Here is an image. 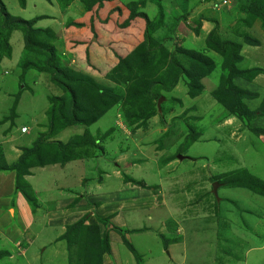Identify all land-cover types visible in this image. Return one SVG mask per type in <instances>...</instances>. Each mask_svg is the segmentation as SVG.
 <instances>
[{"label": "rangeland", "instance_id": "1", "mask_svg": "<svg viewBox=\"0 0 264 264\" xmlns=\"http://www.w3.org/2000/svg\"><path fill=\"white\" fill-rule=\"evenodd\" d=\"M1 1L8 9L7 11L12 14L21 11L26 19L40 17L44 14V12L36 9V5L40 0H26V6L23 9L19 8L17 0ZM70 1L66 0L62 3V6H65L59 7L62 13L65 12V8L68 7L67 4ZM153 1L120 0V5L136 2L138 3V12L145 13L149 20H155L158 17V6ZM179 1H161L160 5L164 12L163 24L153 35L158 42L167 40L164 47L169 52L173 51L176 46H186L185 41L188 40L185 39V36L188 32L189 35L196 34L194 27L198 24V20L206 18V20L212 22L214 19L219 21L224 19V24H226L225 21L229 19L227 14L233 16L239 14L233 0H187L186 12L180 8ZM184 12L186 18L174 26L176 17L181 16ZM51 15L53 16V14ZM55 17L54 19L58 20L56 27L57 24L61 25L60 30L56 32V36L59 38L61 35L59 31L66 33L68 31L66 26L71 20L67 18L68 16L61 17L59 15ZM50 25L47 21L39 26L44 28L53 26ZM114 28L113 23H111L103 29H106L104 31L110 30L111 35H114L116 32H113ZM127 30H121L122 33L119 36L117 35L118 45L113 46L114 44H110L107 46L106 53L110 56V62L101 64L102 53H99L94 62L100 70L99 73L96 76L87 74L100 86L113 90L116 88L121 89L125 100L128 87L136 79L138 72L134 70L125 76H118L120 74H117V71L114 72L113 68L116 65V56L125 57L133 50L131 44L127 48L126 45L120 42V39L125 37L130 39L131 34ZM20 31L15 30L11 34L9 41L11 56L9 58L3 57L0 61V130L2 134L4 133L2 136L5 138L11 134L10 131L13 129L20 130L22 125L27 128L26 130L32 129V135L35 136L42 133L41 130L44 132L48 123L46 114L50 106L48 99L61 94L57 87L50 83L49 74L45 72L40 74L35 70H31L27 73L25 81L19 80L21 75L19 66L23 50V38ZM86 35V32L81 33L77 30H70L69 35L67 34L65 37V45L67 46H59L58 48L61 67L64 69L73 67L77 70L78 60L74 56L79 55L71 52V39ZM111 35L110 37H113ZM257 36L254 35L258 38ZM68 37L70 40H68ZM61 43H63L62 40ZM179 90L178 92L182 93L183 88H179ZM163 95L167 98L181 100L179 97L172 95L171 92H166ZM15 99H18V103L14 109ZM177 105L166 103L165 107H171V111L163 118L160 117L159 112L144 123L139 121L134 124L129 123L125 117L126 113L131 114L133 112L130 105L122 104L121 101L110 107L88 128L89 133L96 139L99 149L90 152L88 163H86L88 165L87 176L89 181L84 185L88 186L93 181V184L96 185L95 193L98 192L97 186L102 187L105 185L106 188L111 186L116 189L113 183L115 181H109L107 178V175L110 174L109 170L119 171V180L123 184L132 180L133 182L126 183L130 184L128 189L137 188L142 191L139 194L141 193L147 199L143 204L147 205L146 209L144 212L125 213L119 220L117 217L112 218L113 225L111 224V227L117 228L125 225L127 218L130 221H127L128 225L126 226H146L144 229L137 231L136 240L133 239L136 241L134 245H144L140 238L146 239L143 242L148 243L150 241L153 243L154 250L151 248L153 254L156 249L154 244L165 247L164 240L170 242L168 232L172 230V221L174 219L178 220L180 231H173L175 233L170 236H173L172 238L176 236L178 239L183 240L185 242L182 244L183 247L179 248V243L172 245L170 255L167 253L168 250H165L159 255V258L152 260L151 264H166L167 262V264H264V198L245 188L223 187L219 184V181L226 175H231L240 170H246L251 176L264 182V150L260 148L261 145L254 135L259 130H256L252 125L257 116H264V112L257 109L251 111L252 114L254 113L252 115L249 111L244 116L236 115L237 121L235 123H225L224 120L228 110L224 107L226 112L220 117L217 118L214 115L216 112H214L201 125V116V118L196 117L197 119L193 117L196 121L192 120L185 123L190 116L182 115L183 110L180 111ZM180 105L182 106V104ZM205 106H208V103ZM136 108L137 106H135ZM159 108L160 105L157 106L158 111ZM211 111L210 107V111L201 110L195 115L205 114L207 116ZM228 116L230 115L228 114ZM191 126L194 127V132L199 135L198 140L195 142H188L185 139L188 133L187 129ZM73 128L76 131L73 129L70 132L69 136H72L70 139L76 135H81L84 130L82 126ZM5 131H8V134ZM173 131L177 133L172 135ZM59 132L54 134L53 138H59L61 135ZM64 137L63 141H66L67 135ZM182 146L183 151L179 153L178 149ZM178 155H182L183 158L179 159ZM1 161L3 160L0 154V164H2ZM116 161L119 162V166ZM165 161H173L169 169L166 168L168 163H165ZM86 164H82V166H86ZM53 169L55 168L44 167L41 169L49 171L41 176L39 182L40 187L43 189L42 197L44 199L52 198V193L46 188L51 184V178L54 179L55 185L59 184ZM26 176L23 180L25 184L30 186L26 181ZM12 178L14 179V185L15 174L12 175ZM104 178L105 181H101ZM214 182L219 184L216 189L218 200L213 194L212 185ZM124 186L128 187L127 185ZM145 186H149L148 189H145ZM31 191L34 193L32 188ZM151 192L155 195L152 197L154 198L153 202L150 200ZM34 195L36 196V194ZM136 197L139 196H135L133 201L138 202L135 200ZM2 203L4 204V202ZM1 211L0 207V216ZM89 211L92 210H87L80 217V219L84 218V226L89 225L87 224L89 223L88 219L93 214ZM12 214H14L13 211ZM12 214L6 209L2 214V219H9ZM100 219L97 218L94 225L100 226L102 224L105 228L102 231L99 227L100 236L103 239L104 235L102 234L107 230V226L100 223ZM149 219L151 220L148 221ZM18 221H20L19 216ZM110 221L107 218L108 225ZM2 223L3 221L0 220V224ZM3 225L6 233L3 231L1 234L5 233L6 242H0V252H3L0 264H70L72 254L68 251L67 245V254L64 255L65 258L63 257V263L53 261L54 258L51 259L50 252L47 254L50 249L45 251L36 244H32L30 247L33 240L31 236H23L20 232H11L15 225L8 221ZM90 225H93V223ZM4 229L3 226L2 229L0 228V230ZM118 229H120L121 234L117 230H108L109 245L111 236L115 239L120 238V244H124L122 237L126 238L128 230L120 227ZM111 231H113V235L110 233ZM141 233L145 234L140 235ZM176 237L175 240H177ZM224 238L227 240L224 241ZM62 241L65 242V240ZM147 250L146 246L139 249L144 260L140 263L129 257L122 262L117 260L113 263L108 258L104 261L102 259V264H133V261L136 264H148L149 255ZM179 250L181 255L183 253L182 256H179ZM169 259L171 262H169Z\"/></svg>", "mask_w": 264, "mask_h": 264}, {"label": "trees", "instance_id": "2", "mask_svg": "<svg viewBox=\"0 0 264 264\" xmlns=\"http://www.w3.org/2000/svg\"><path fill=\"white\" fill-rule=\"evenodd\" d=\"M17 1L20 8H25L26 0ZM45 1L50 2V0ZM80 1L84 3L85 16L70 21L66 29L86 28L89 37L83 40H72L70 47L74 49L78 46H85L83 62L85 61L86 66L98 71L91 61V50L93 48H105L104 45L109 46L110 44H114L113 46L118 45L117 35L119 36L122 33L121 30L124 29H128L127 32L132 36L130 39H120V42L127 47L131 44L133 50L125 57L116 56L117 61L113 68L114 72L117 71L116 73L120 74L118 76H125L134 70L138 72L136 79L128 87L126 100L123 98L124 93L121 89H107L96 84L88 75L74 74L71 70L61 67V59L58 54V48L62 46L61 40L51 27L36 26L38 21L49 17L40 16L25 20L20 16L9 13L0 0V61L3 57L9 58L11 56L9 41L12 32L21 30L23 50L19 66L21 68L19 80L25 81L27 73L31 70H35L40 74L45 72L49 74L50 83L61 92L60 95L48 99L50 106L46 113L48 119L46 130L37 136L30 147L21 149L22 153L17 161L10 165L1 161L2 164H0V172H14L15 189L23 195L32 213H35L38 201L30 186L25 184L23 180L25 175H29L31 168L54 164L64 165L69 161L88 158L91 150L99 149L96 139L88 131L89 126L94 124L102 114L113 105H116L117 102L122 101V104H128L131 109L133 108L131 114H125L126 119L131 124L139 121L144 123L159 112L160 117L163 118L171 111V107H165L166 103L178 104L177 106L181 104L177 99L165 97L164 93L171 92L179 80L184 79L188 96L191 98L198 96L204 91L200 80L214 70L213 61L206 57L203 52L184 49L181 46H176L173 51L169 52L164 47L167 40L162 42L155 40L153 35L163 24L164 12L160 5L162 0L153 1L158 6V17L155 20H149L145 13L138 12V3L136 2H130L123 5V7L120 5V0ZM233 1L238 12L244 15L241 23L248 26L250 22L257 20L264 32V0ZM187 2V0L179 1L180 8L183 11L187 8ZM185 12L176 17L174 26L186 18ZM120 19L122 20L120 21ZM136 21L138 23L132 24ZM111 23L115 27L113 30V32L116 31L115 34L111 35L113 37L108 35L106 40L101 42L100 31ZM199 25L200 22L194 27V31L197 32ZM217 30L216 26L206 38V47L223 58L222 76L218 87L212 92V97L228 110L227 114L244 116L249 111L240 100L242 97L252 95H248L235 86L233 79L243 76L252 79L260 70L252 68L240 71L236 65L241 61L239 55L241 43L220 41ZM107 32L112 33L110 30H107ZM244 40L248 44L257 43L256 40L247 37ZM161 97L164 100L160 103L158 111L156 104ZM17 100L15 99L13 103L14 109L17 107ZM135 106H137L136 109ZM263 106L264 99L259 108L262 112H264ZM182 115L186 114L182 113ZM189 116L185 123L192 120L196 121L194 119L197 116ZM70 126L84 127L83 133L74 136L65 143L50 140L58 131ZM187 132L185 139L188 142H195L199 137L192 126L188 127ZM175 133L177 132L173 131L172 135ZM182 151L183 146L178 149L179 153ZM1 159H3L2 156ZM213 180L215 179L213 178ZM127 182L133 181L129 180ZM219 184L223 187L245 188L264 198V182L254 178L246 170L226 175L219 181ZM99 222L107 226V230L102 234L104 235L103 239L100 236L99 226H84V218L66 227L60 240H65L68 251L72 254L70 264H102V255L110 251L107 238L108 230H117L119 234H121V231L108 225L107 218L100 219ZM122 238L124 245L133 254L136 261L140 263L141 258L136 250L124 236ZM226 240L224 238V241ZM163 243L167 247L168 242L164 240ZM2 257L3 252H0V259Z\"/></svg>", "mask_w": 264, "mask_h": 264}, {"label": "crops", "instance_id": "3", "mask_svg": "<svg viewBox=\"0 0 264 264\" xmlns=\"http://www.w3.org/2000/svg\"><path fill=\"white\" fill-rule=\"evenodd\" d=\"M64 2H66V0H62V1L50 0V2H47L45 0H40V2L36 5L37 6L36 9H39L40 11L44 12V14L41 16H46L49 18L46 19L44 18L38 21L36 26L43 27L39 25H41L43 22L48 21L51 25H53L50 26L56 33L57 30H60L61 25L57 24L58 26L56 27V22H58V20L54 19L55 16H59V15L61 17L68 16L67 18H69L71 21L81 19L82 17L85 16V6L83 2H81L80 0H71L70 3L67 4L68 7L65 8V12L62 13L59 7L62 6V3ZM8 12L11 13L10 11ZM51 14H53V16ZM13 15L20 16L25 20H29L26 19V17H23L21 11L18 13H13ZM26 16L28 17V15ZM227 17L229 19L225 21L226 24H224V19L223 21L214 19V21L211 22L210 20H206V18L204 17L205 19L202 18L203 20L200 21L198 20V22H200V25L196 34L192 33V35H189L188 32L185 36V39L188 40L185 41L186 42V46H184L185 49H191L197 52H203L204 55L209 59H211L214 63V70L200 80V83L204 87V91L198 96H195L193 98L189 97L187 95V87L185 85L184 79H180L177 85L175 86V88L171 91L172 95H175L181 99L180 101L182 106L181 105L178 106L180 111L183 110L182 112L188 116L194 114L193 116H197L199 118L202 117L201 125L203 124L205 119H207V117H209L210 115H213L214 112H216V114L214 115H216L217 118L220 117L224 112H226V110L224 111L225 109L224 106H222L211 96V93L218 87L220 78L222 76L221 65L223 62V58L218 53L206 47L205 39L209 34V32H211L216 26L218 28L217 32L220 41H232V42L241 43L242 46L239 53L241 57V61L237 63L236 65L237 68L240 71H246L252 68H256L260 70L258 73L254 75L252 79H248L247 77L244 76L236 77L233 79V84L235 86H237L239 89H242V91H245V93H247L248 95L249 94L252 95L250 97L248 96L242 97L240 101L244 104V106L248 111L253 112L260 108L261 102L264 99V32L260 27V23L259 21L256 20L250 22L248 26H245L244 24L241 23L242 20L244 19V16L243 14L240 13L235 16L227 14ZM136 23H138V21H136L134 24ZM70 30H77V32H81V33L86 32V34H88L86 28L83 29L70 28L66 33L59 31L61 33L59 39L62 40L63 42L62 47L67 46L65 45V37L67 36V34L69 35ZM100 35H101L100 41L104 42L106 40V37L108 35L110 36L111 33H108L107 31H104L102 29L100 31ZM254 35H258L257 36L258 38L254 37ZM87 37L89 36L86 35V36L75 37L71 39V41L78 38L83 40L84 38ZM245 37L252 40H256L257 43L248 44L246 40H244ZM130 38H132V36H130ZM68 40H70L69 37ZM104 46L105 48L100 47V49L93 48L91 50V61L93 62V65L95 67L96 64L94 62L97 55H99V53H102L101 64H106L107 62H110V56L106 53L107 45ZM84 50H85L84 45L83 47L78 46L77 48L71 49V52H74L76 55L79 56H74V58L78 60L77 70H75L73 67H71V69L69 70H71V72L74 74L82 73L86 75L88 74L90 76H93L94 74L96 76L100 70L98 67H96L98 71L97 70L94 71L85 65L86 64L85 61L83 62V59L85 58ZM179 88H183L182 93L178 92ZM207 103L208 106H205ZM210 107L212 109L211 111L212 114L210 113L207 116L205 114L195 115L198 114L197 112L198 111L200 112L201 110L210 111ZM198 120L200 121V119ZM236 121L237 118L235 115L228 116V114L224 120L225 123H230V122L235 123ZM252 125L254 126V128H256V130H259V132L257 131L258 133L254 135L255 138H257V141L260 143V145L264 147V116H257L253 120ZM23 127L25 126L22 125L20 129ZM73 127H68L63 131H60L59 134H61L63 137L67 135L68 139L66 138V141H68L72 137L69 136V134L74 129ZM19 131L20 130L18 129L15 130L13 129L12 131H10L11 134H9L7 138H5L2 136L4 133L2 134V131L0 130V152H1L0 154L3 158L2 160L8 165L17 161L22 153L21 149L23 147H30L32 142L38 136V134L37 136L32 135V129H28L24 133H21ZM5 132L7 133L8 131ZM40 132L43 131L41 130ZM61 135L59 136V138L52 137L51 140L55 139L65 143L66 141H63V137ZM261 146L260 148L264 150V148ZM116 162L118 165L119 162L118 161ZM86 163H88V158L69 161L64 165L54 164V165L44 166L47 168H52V167L55 168L53 170L55 171V174L57 176V181H59V184L55 185L54 179L51 178V184L48 187H46L52 193L51 194L52 198L50 199L49 198L44 199L42 197L43 189L40 187L39 184L41 180V176L43 174H47L49 171L41 170L44 167L31 168L30 174L26 176L27 177L26 181L30 184V186L32 185L31 188L34 191V194H36L37 196L38 207L35 210V213L31 212L30 207L27 204L26 200L24 199L23 195L18 190L15 189V184L13 185L14 179L12 178L14 172H7V171L0 172V207L2 209L1 213L3 214L6 209L9 210L11 214L12 211L14 213L11 215V217L8 216L9 219L6 220L2 219L3 217L1 214L0 220H2L3 223L0 224V228L2 229L3 226L4 229L3 224L6 221L14 224L15 228H13L11 232L13 233L20 232L21 234H23V236L24 235L31 236L33 240L32 243H30V247L32 244H36L37 246H41V248L45 251L50 249L49 251H47V254L48 252H50L51 259L53 257L54 258L53 261L56 260L63 263V257L64 255L67 254V251H66V244L65 242L60 240V237L64 234L66 227L79 220L82 214H85L87 210H92L89 211V213H93L92 216H90V218L88 219L89 223L87 224L90 225L91 223H93L94 225L97 218H101V219L108 218L109 220H111L109 224L110 226L111 224L113 225L112 218L114 217H117L119 220L123 215H125V213L128 212L130 213H136L138 211L144 212L147 205L145 206L143 204L146 202L147 199L141 193L139 194V192H142L139 191V189L137 188L128 189L129 188L128 185L130 184H126L127 182L123 184V182L119 180L120 178L119 171L109 170L110 174L107 175L109 181L112 182L115 181L113 183L115 184L114 187H116V189H114L111 186L109 188H106L105 185L102 187L97 186L98 192L95 193L94 190L96 185L93 184L94 182L92 180H91L92 183H90L88 186H85L84 184L89 181L87 176L88 165ZM165 163H168V166L166 168L169 169L170 168L169 166L173 164V161H165ZM82 164L83 165L86 164V166H82ZM159 175L160 174L158 171V176ZM101 181H105V178L104 180ZM124 185H127L128 187ZM148 187L149 186H145L144 188L148 189ZM137 195L139 197H136L135 200H137L138 202L133 201V199ZM153 196L155 195H153V193L151 192V196H150L151 202L154 201V198H152ZM2 202H4V204ZM18 216L20 218V221H18ZM150 220L151 219H149L148 221ZM127 221H130V219L127 218L125 225H121L118 227L127 228L128 234L126 235V239L134 247L137 254L140 256L141 261L143 260L142 259L143 256L139 252V249L143 248L144 246L148 248L147 250V254L149 255L147 259L148 264H151L152 260L159 258V255L165 252V250H168L167 253L170 255L171 254L170 249L172 245L179 243V248H180L183 247L182 244L185 243L183 240L178 239L176 236L175 237L177 238V240H175V237L172 238L173 236L172 237L170 236L176 231L178 232L180 231L179 230L180 226H178L179 222L178 220L174 219L172 221L173 223V227L171 230L172 233L168 232L169 234L168 236L170 237V242L168 241L166 248L154 244L156 249L153 254V250H154L152 245L153 243L150 241H148V243L143 242L146 239L140 238V241L144 245L142 244H140V246L134 245L136 244L135 236L138 235L137 231L140 229H144L146 226L144 227V225H140V227H138V225H134L129 227L126 226L128 225ZM99 227L101 228V230L105 229L102 224H100ZM3 231L6 233L5 229L0 230L1 243L6 242V237H4L5 233L1 234V232ZM110 233H112L113 235V231H111ZM143 234L145 233H141L140 235ZM120 243H121L120 238L115 239L112 238L111 236L110 239L111 249L109 253H104L102 255L103 261L106 258H108L112 263L117 260H120V262H122L124 260H127L129 257L133 258V260L135 261L133 254L127 249V247L123 243L122 244ZM151 248H153V250H151ZM182 255L180 254V250H179V256ZM171 260L169 259V262H171ZM134 261L133 264H136V262Z\"/></svg>", "mask_w": 264, "mask_h": 264}, {"label": "water", "instance_id": "4", "mask_svg": "<svg viewBox=\"0 0 264 264\" xmlns=\"http://www.w3.org/2000/svg\"><path fill=\"white\" fill-rule=\"evenodd\" d=\"M163 100H164V98L161 97V98L158 100V102H157V106H159L160 103H161ZM178 158H179V159H182L183 156H182V155H178ZM218 186H219V184H218L217 182H214L213 185H212V187H213V194L215 195V197H216L217 200H218V197H217L216 189H217Z\"/></svg>", "mask_w": 264, "mask_h": 264}, {"label": "built area", "instance_id": "5", "mask_svg": "<svg viewBox=\"0 0 264 264\" xmlns=\"http://www.w3.org/2000/svg\"><path fill=\"white\" fill-rule=\"evenodd\" d=\"M26 131V129L25 128H21V132H25Z\"/></svg>", "mask_w": 264, "mask_h": 264}, {"label": "clouds", "instance_id": "6", "mask_svg": "<svg viewBox=\"0 0 264 264\" xmlns=\"http://www.w3.org/2000/svg\"><path fill=\"white\" fill-rule=\"evenodd\" d=\"M24 128V127H23ZM26 129V128H25ZM20 132H21V129H20ZM26 132V131H25ZM21 133H24V132H21Z\"/></svg>", "mask_w": 264, "mask_h": 264}]
</instances>
